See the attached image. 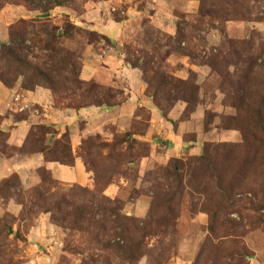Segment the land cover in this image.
Masks as SVG:
<instances>
[{"label": "rangeland", "instance_id": "1", "mask_svg": "<svg viewBox=\"0 0 264 264\" xmlns=\"http://www.w3.org/2000/svg\"><path fill=\"white\" fill-rule=\"evenodd\" d=\"M18 2L0 0V6ZM227 4L238 15H226ZM28 13L26 20H39L35 39H49L56 29L60 35L70 26L80 29L61 37V48L75 54L81 82L101 86L100 95L118 104L82 110L109 112L126 106L110 115L70 120L68 111H81L75 109L80 92L55 97L37 88L43 92L33 98L22 96L31 93L22 89L23 78L12 89L0 81L3 88L19 91L12 94L8 112L0 115V186L9 179L16 185L4 193L10 197H0V264H264V0H72L49 18ZM8 24L0 29V50L9 43L3 37ZM32 44L26 46L36 66L53 55ZM145 63L153 68L146 74L134 67ZM85 68L90 80L82 76ZM157 70L188 84L187 91L171 94L194 98L193 114L185 115L189 106L183 101L171 104L157 83L147 84L156 79ZM154 94L172 108L167 118L160 112L161 119L153 124L145 102L154 104ZM91 101L89 96L85 100ZM4 105L0 102V110ZM21 117L27 118L22 122L29 129H19ZM51 118L57 122L49 123ZM39 126L54 133L46 138L49 147L70 142L67 153L90 174L87 184L55 178L46 166L24 167L29 155L22 152L24 144L18 145L24 133L29 131L25 143ZM177 147L185 151H174ZM203 155L211 164L200 161ZM40 169L53 186L43 184ZM97 178L103 180L96 185ZM216 185L233 197L234 207L211 226ZM43 187L48 197L53 194L49 205L64 197L80 221L64 222L66 216L55 211L64 228L56 226L53 215L37 206L34 192ZM168 192L171 207L159 210L157 195ZM111 211L138 220L142 232L131 228L118 238L121 229L113 225L117 217ZM94 212L91 220L88 213ZM132 240L137 242L132 250L118 254ZM219 243L221 252L210 263ZM238 253L246 255L232 258Z\"/></svg>", "mask_w": 264, "mask_h": 264}, {"label": "trees", "instance_id": "2", "mask_svg": "<svg viewBox=\"0 0 264 264\" xmlns=\"http://www.w3.org/2000/svg\"><path fill=\"white\" fill-rule=\"evenodd\" d=\"M72 1V0H71ZM70 0H19L16 4L17 6H23L28 11L33 13H39L42 15L51 14L53 11L60 7H65ZM233 5V4H232ZM226 15H238L237 10L234 6H230L227 4ZM233 12V13H232ZM225 18L230 19L229 17L224 16ZM233 18V17H232ZM236 18V17H235ZM37 18H33L31 20H21L18 24H15L9 30V43L2 46L0 50V81L1 83L9 88L12 89L18 82L20 78H23L22 89L28 92H34L37 88H43L52 92V94L56 97L62 93H69L73 92L77 94L80 92V100L81 102L76 105V110H82L88 107H106V108H113L118 104H113L109 100L105 99L104 96L100 95V91L103 90L101 86L93 83H85L81 82L78 78V72H81V65L77 63V59L75 54L70 51H67L61 48L59 40L61 37H70L73 36L75 32L79 31L80 29L75 26H70L69 30L63 32L60 35L59 30L56 29L51 35L49 39H35L34 32L36 29V23H38ZM31 41L33 44L32 47H38L41 51L46 53H51V55L47 62L36 66L35 64L31 63L29 60V55L31 54V49L27 48L26 43ZM27 52V53H26ZM34 54V53H33ZM188 56V55H187ZM149 63H145L142 67L135 64L134 67L142 70L145 74L148 70H153V68L148 67ZM160 70V69H159ZM157 70L156 71V79L152 81H147V84L152 86V84L157 83V87L159 86L158 90H166L168 101L171 104H175L179 101H183L190 105L195 104V99L189 95H186L183 98L174 97L171 94V91L175 89V91L183 90L187 91L186 88L188 84L182 81H175L174 78L166 76L163 72ZM96 93V95H95ZM190 93V92H189ZM192 94V93H191ZM91 98V103H86L85 100L87 98ZM95 96V97H93ZM153 101L156 105L157 109L162 113L163 117L167 118L169 111L171 108H166L162 105L161 99L158 97V94L153 95ZM262 105H264V99L261 101ZM186 110L185 115H191L194 113L196 104L193 108ZM258 117L261 120V115L257 112ZM26 117H21L19 119L20 122L26 121ZM54 134L50 132L49 127L46 126H39L36 127L35 130L33 129L30 135L27 137L24 148L22 150L23 153L28 154L29 156L33 155H43L47 162H55L59 163L66 167H74L75 160L71 159L70 155L67 153L68 151L71 152L70 142L68 144H62V142L57 141L53 147H49L46 144V138L48 135ZM66 135L63 136V139H67ZM108 147V146H106ZM86 151L89 153V147L85 148ZM207 156L203 155L201 157V162L205 161L208 164L211 162L209 161ZM87 166H90V171H94L97 173V169L93 162H86ZM39 176L42 178L43 184L45 186L51 184L54 185L52 178L48 177L47 171L45 169H40ZM102 178L96 179V185L100 183ZM103 180V179H102ZM104 184V182H103ZM110 184V183H108ZM16 187L11 179L5 181L0 186V197L8 198L10 197L9 194L5 195L4 193L7 191L8 193ZM108 185H106V189ZM46 187L40 188L34 192L35 199L37 200V206L41 207L42 211L45 214H52L53 221L55 225L58 227L64 228L63 220L59 221L56 219L54 212H58L66 216L64 217V222L73 221L75 223V219L77 222L80 221V215H74L71 211L68 210L70 204L66 202V199L62 197L61 200H57L54 203L48 202L47 200L53 197V194L49 197L45 194ZM105 189V190H106ZM215 193V197L211 198V201L217 202L215 210H212L213 213L212 221L210 223L213 226L216 219L220 216V214H228L227 211H230L231 208L234 207L233 204V197L226 194V190L220 189L219 185H216L214 189H212ZM207 191V195L211 197V191ZM49 194V192L47 193ZM172 194L170 192L166 194H158L157 201L158 204L156 205L159 210L162 209H170L172 203ZM223 201L229 202L228 205H223ZM118 203V201H115ZM119 209V207H118ZM169 211V210H168ZM234 212V211H233ZM114 212L111 211L110 215L113 217L116 216V221L112 222L115 225L116 229H121L120 233L118 234V238H123L122 234H129L131 232V228H134L136 232H142L141 223L136 219H130L128 217H121L120 215L113 214ZM235 213V212H234ZM97 213H88L90 219L92 220L94 217L96 218ZM109 215V216H110ZM87 217V216H86ZM123 218V219H122ZM111 219V217H110ZM111 221V220H110ZM127 221V223L125 222ZM95 225L98 224L97 220L95 221ZM104 222H109V217ZM103 222V223H104ZM125 222V224H124ZM94 223V222H93ZM133 223V225H130ZM121 224H124L121 227ZM210 226V227H211ZM106 237L109 238L107 235ZM115 238V236H113ZM226 238V237H223ZM99 243L101 240L98 239ZM125 247H121L117 252L118 254L128 253L131 251V246H134L137 242L132 240L128 242ZM221 245L222 243L218 244L214 251L211 253V258L208 257L210 263L216 262V258H218L219 253L221 252ZM129 248V250L127 249ZM246 253H238L236 256L232 255L233 257H240L244 258Z\"/></svg>", "mask_w": 264, "mask_h": 264}, {"label": "crops", "instance_id": "3", "mask_svg": "<svg viewBox=\"0 0 264 264\" xmlns=\"http://www.w3.org/2000/svg\"><path fill=\"white\" fill-rule=\"evenodd\" d=\"M30 12V11H29ZM33 13V12H32ZM28 10L23 7V6H4V7H1L0 6V29H3L5 24L8 22L9 24L6 26L5 28V35H3L4 37V40H7L9 38V30L11 29L12 26H14L15 24H17L18 22H20L21 20H26L25 17L28 16ZM31 16V14L29 15ZM23 18V19H22ZM17 19V20H16ZM11 22V23H10ZM117 68H121L120 65H115ZM107 71L109 70H112L111 68L110 69H106ZM129 70L125 68V74L126 72H128ZM88 70L87 68L84 69L83 71V78L85 80H90L89 79V76H88ZM110 74V72H109ZM123 74V73H121ZM94 76V72L92 74ZM105 77H109V75L107 74V76L105 75ZM19 91H16L15 90H7L6 88H3L1 85H0V102H4V107H1V110H0V115L4 116L5 113L8 112L9 110V107H10V104H9V101H10V98L12 96V94L16 95ZM43 91H35L34 93H24L22 94L25 95H30L33 96V98L36 96L38 97L39 94H41ZM14 95L12 97H14ZM25 97V96H24ZM133 101V97L129 98V101L127 102L128 104L129 103H132ZM126 104L123 106L125 107ZM145 106L147 108H149L148 110L151 112V117H152V120L151 122L154 124V122L158 121L161 119V113L160 111L156 108V106L153 104V102L151 101H147L145 102ZM121 107V108H123ZM4 108V109H3ZM121 108H118V109H114V110H111L108 112V110H102V109H88V110H81L79 113H76V112H73L72 110L71 111H68L69 113V119L72 120V117H82V116H85L86 114H91L93 116H98L100 114H103V115H107V114H113L114 112L118 111L119 109ZM62 113V112H61ZM63 114V113H62ZM67 114V113H66ZM53 121L57 122L55 119L51 118V120L49 121V123H52ZM25 123V124H23ZM23 124V125H22ZM24 126V127H22ZM31 125L27 124L26 122H22L20 123V126H19V129H24V128H30ZM150 129V128H149ZM27 130V129H26ZM149 131V130H148ZM151 132V129L149 131V133ZM29 131L24 133L23 134V139L21 140V142L19 143L18 147H21L23 144H24V140L26 138V136L28 135ZM74 135H72L73 137ZM194 143V142H193ZM185 146V145H184ZM175 150H182V151H185L183 149V147L181 148H175ZM43 157L42 156H39V155H34V156H29L27 158H25L23 160V163H24V167L25 168H29L30 170L29 171H32L33 169L36 170L37 168L41 167V166H46L47 170L51 171V173L55 176V178H58L62 181H65L67 183H71V184H79V185H82L84 186V184H87L91 179L90 177V174L87 173L85 167L83 164H81L79 161L75 162V166L74 167H64V166H59L55 163H44L43 162ZM28 173V172H27ZM30 174V173H28ZM1 175V173H0ZM22 175V174H21ZM41 228V226H40Z\"/></svg>", "mask_w": 264, "mask_h": 264}, {"label": "water", "instance_id": "4", "mask_svg": "<svg viewBox=\"0 0 264 264\" xmlns=\"http://www.w3.org/2000/svg\"><path fill=\"white\" fill-rule=\"evenodd\" d=\"M50 15L41 16L42 18H49Z\"/></svg>", "mask_w": 264, "mask_h": 264}]
</instances>
